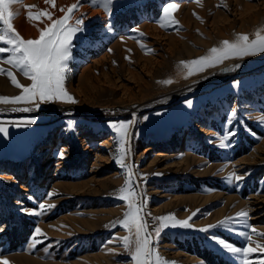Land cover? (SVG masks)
<instances>
[{
  "label": "rangeland",
  "instance_id": "obj_1",
  "mask_svg": "<svg viewBox=\"0 0 264 264\" xmlns=\"http://www.w3.org/2000/svg\"><path fill=\"white\" fill-rule=\"evenodd\" d=\"M40 1L46 2L22 0L11 10L23 6L37 14ZM169 2L114 0L109 15L104 7L80 0L69 22L74 25L83 19L84 31L73 41L64 84L76 102H40L38 109L34 103H0V124L7 128L6 136L0 133V260L25 255L30 260L9 263L131 264L122 242L110 243L114 236L129 235L119 224L129 210L128 202L118 198L126 180L134 181L135 199L150 213L145 217L149 232L159 223L154 217L174 214L183 221L199 210L190 221L192 228L168 227L158 237L152 234V247L168 262L240 264L237 255L210 237L243 248L246 241L238 232L248 229L242 225H233L235 231L198 229L242 210L249 213L248 224L264 233V221L253 220L246 205L251 196H264V159L242 163L264 145V64L136 111L187 89L188 82L216 73L225 63L264 57V53L234 57L203 72L182 63L207 56L212 47H221L225 40L234 42L239 35L250 40L257 33L264 36V0H175L179 8L171 19L178 21L176 26H170L162 13ZM66 12L52 15L59 19ZM19 34L24 39L39 38ZM0 67L25 79L22 85L31 84L10 65ZM224 72L229 73V68ZM0 81V97L21 95L22 89L6 75H0ZM23 108L30 110H18ZM117 110L119 117H110ZM233 111L237 134L221 148L220 136L229 130L225 121ZM110 121L134 122L129 129L131 151L125 158L131 176L117 162L120 135ZM61 151L64 158L58 155ZM233 173L245 178L230 182ZM18 200L29 210L39 211L40 203L54 207L42 216L26 215L20 212ZM4 214L14 218L11 224ZM17 220L28 225L30 235L14 249L1 234ZM37 226L44 235L33 245ZM257 245H264V238L253 234L251 246L257 250L250 254V264L264 262V249Z\"/></svg>",
  "mask_w": 264,
  "mask_h": 264
},
{
  "label": "snow or ice",
  "instance_id": "obj_2",
  "mask_svg": "<svg viewBox=\"0 0 264 264\" xmlns=\"http://www.w3.org/2000/svg\"><path fill=\"white\" fill-rule=\"evenodd\" d=\"M85 2H89L93 6H102L111 15V6L114 0H85ZM46 3L55 7V0H46ZM14 4H22V0H0V43L7 45L6 47H0V64H8L11 68L22 72L24 77L31 81V84L29 86L22 85L11 69L0 67V75H6L16 88L22 89V93L19 96L0 97V103H34L37 109L40 106V102L63 100L75 103L74 97L66 91L64 84L69 72V61L72 58L71 49L73 41L77 38L78 34L84 31L83 19H77L74 25L69 22L73 13L81 6L80 0L69 6L64 16L59 19H52L51 13L46 10L37 14L29 12V19L40 20L41 17L46 16L52 21L50 25L40 31L38 39H24L14 28L11 21L18 15V12L11 10V6ZM178 8L179 4L175 0H172V2H169L162 9V13L170 26L178 25V21L171 19V13ZM256 53H264V36L259 33H257L254 40H250L247 35H239L234 42L225 40L222 42L221 47H212L209 55L182 63L185 65L190 64L196 72H203L205 69L222 64L230 58H243ZM4 54L8 55L5 56ZM236 67L239 68L240 65L237 64ZM193 70H190L188 74L192 75ZM163 83L171 84L172 81L165 80ZM186 104L188 107H191L192 101L187 100ZM18 110L29 111L30 109L23 108ZM235 116L236 113L233 111L225 121V125L229 130L220 136L219 147L221 148L227 147V142L230 138L237 134L233 127ZM144 119H147V117ZM109 124L120 135L117 162L121 167L128 168L129 176H131L132 169L125 164V158L131 151L130 142L132 134L129 129L132 122L110 121ZM0 133H3L5 136L7 135V128L3 124H0ZM58 155L60 158H64L62 151ZM244 178V176L233 173L228 177V180L230 182L233 180L240 182ZM133 183L134 181L126 180L125 186L120 189V195L118 196L119 199L128 202L129 210L124 214V219L119 221V224L128 230L129 235L123 238L114 236L110 243L118 240L121 241L123 248L131 254V264H174V262L164 260L158 251L152 247V234L154 233L158 237L168 227L192 228L193 225L190 221L197 215L199 210L193 212L192 216L183 221L177 220L174 214L154 217L153 219L159 223L152 229V232H149L150 225L145 217L150 215V213L145 212L142 201L137 202L135 199L137 194L132 186ZM52 195L53 193H48L49 198ZM29 199H34V197L30 196ZM18 203L21 204L20 212L26 215L42 216L54 207V205L45 207L44 203H40L38 205L39 211H36L23 207L22 201H18ZM248 218V211L242 210L235 217H226L217 224H209L206 227L198 229V231L207 233L218 227L235 231L232 227L233 225H242L248 229V231L238 232V235L244 237L246 241V245L243 248L233 246L230 242L215 235L210 238L224 249L237 255L240 259V264H250V254L257 250L251 246L252 235L255 234L258 237L264 238V233L258 232L253 226L249 225L247 222ZM43 235L42 230L38 226L35 227L31 238L32 244L35 245L42 242L38 237H42ZM257 247L264 249V245H257ZM0 264H9V262L7 260H0Z\"/></svg>",
  "mask_w": 264,
  "mask_h": 264
},
{
  "label": "bare ground",
  "instance_id": "obj_3",
  "mask_svg": "<svg viewBox=\"0 0 264 264\" xmlns=\"http://www.w3.org/2000/svg\"><path fill=\"white\" fill-rule=\"evenodd\" d=\"M32 1L33 0H29V2H32ZM76 2H77V0H55V7H53L51 4H48L46 2L40 1L39 4H38L39 9H38L37 12L39 13L41 11H45L46 10L47 12L51 13V15L52 14L58 15V13L61 14V12H62L61 9L66 10L69 6H71L73 3H76ZM14 12H18V15L15 17V21H14L15 24H16V28L19 30V32L24 37H27V38H30V35H34L35 37H38L40 35L39 28H43L46 23L50 24L52 22L46 16L41 17L40 20L29 19L28 14H29V12H31V10L27 9V8H24L23 6H18L17 8H15ZM81 12H82V9H81ZM81 12H79V13H81ZM91 14H92V12H91ZM96 14H98V13H96ZM55 15H52V19H55ZM98 15H100V13ZM237 64L240 65L239 68L236 67ZM263 64H264V57H261V55H259V56H250L248 58H245L244 60L242 59V61H240L238 63H235V62L225 63L224 65L219 67V69H218V71L216 73H212V74L209 73V74L204 75L200 79L196 78L198 80L195 79L193 81L188 82V86L189 87H187V89L186 88L182 89V90L176 92L175 94H172V95H169V96L163 98V100H161V102L159 101L160 103H158V101H157V104H155V103H150V104L145 103V105H143L142 107L139 106L141 108H138L136 111L140 112L144 108H148V107L150 108V107H153L155 105L159 106V105H161V103L176 99L178 96H181V95L185 94V92H187V91H194V89H197V87H199V86L202 87L205 84H209L210 82H216L219 78L224 77V76H226L228 74H232V75L242 74V73L248 71L249 69H251V67L260 66V65L262 66ZM225 67L229 68V70H230L229 73H225L224 72V68ZM18 80H19V82H22L25 79H22L21 77H19ZM128 109H127V111H128ZM134 122H135V119H134ZM134 122H133L132 126H134ZM205 131H207V130H205ZM85 142H88V141L85 140ZM105 143L108 144V140L105 141ZM159 155H161V154H159ZM157 158H159V157H157ZM262 159H264V145H261V146L258 147V154H252L249 157L242 159V163L250 161V160L252 162L256 163L257 161L262 160ZM20 189L22 191H28V189H27V187L25 185H22V186L20 185ZM234 197L236 198V196H234ZM246 205L249 206V208H250V210L252 212L251 213V218L253 220H257L258 222H263L264 221V214H263L264 212L263 211L260 212V209H262L263 205H264V196H261V197H259V196H251V198L246 202ZM16 259H18V261H28V260H30L25 255H21V256H16V257H10V258L7 259V261L11 262V261H14Z\"/></svg>",
  "mask_w": 264,
  "mask_h": 264
},
{
  "label": "trees",
  "instance_id": "obj_4",
  "mask_svg": "<svg viewBox=\"0 0 264 264\" xmlns=\"http://www.w3.org/2000/svg\"><path fill=\"white\" fill-rule=\"evenodd\" d=\"M4 207H5L4 209L7 208L6 205H4ZM4 216L9 221L10 224L14 220L11 214H7V215L4 214ZM29 235H30V230L28 228V225L25 226L22 220H17L14 226L9 227L1 234V237L5 238V240L10 244L12 248L17 249L28 240Z\"/></svg>",
  "mask_w": 264,
  "mask_h": 264
},
{
  "label": "built area",
  "instance_id": "obj_5",
  "mask_svg": "<svg viewBox=\"0 0 264 264\" xmlns=\"http://www.w3.org/2000/svg\"><path fill=\"white\" fill-rule=\"evenodd\" d=\"M118 115H119V110L112 112V113L110 114V117H115L114 119H116L117 117H119ZM116 116H117V117H116ZM110 119H111V118H110Z\"/></svg>",
  "mask_w": 264,
  "mask_h": 264
},
{
  "label": "water",
  "instance_id": "obj_6",
  "mask_svg": "<svg viewBox=\"0 0 264 264\" xmlns=\"http://www.w3.org/2000/svg\"><path fill=\"white\" fill-rule=\"evenodd\" d=\"M174 104H175V103H174ZM172 105H173V104H172ZM172 105H170V106H172ZM170 106H167V107H170ZM167 107H166V108H167Z\"/></svg>",
  "mask_w": 264,
  "mask_h": 264
}]
</instances>
